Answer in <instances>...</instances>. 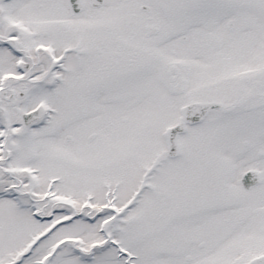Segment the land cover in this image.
<instances>
[{"label":"snow or ice","instance_id":"6c2138e0","mask_svg":"<svg viewBox=\"0 0 264 264\" xmlns=\"http://www.w3.org/2000/svg\"><path fill=\"white\" fill-rule=\"evenodd\" d=\"M0 264H264V0H0Z\"/></svg>","mask_w":264,"mask_h":264}]
</instances>
